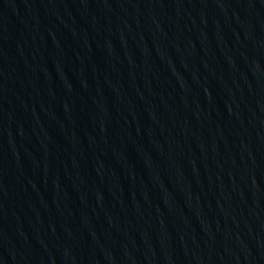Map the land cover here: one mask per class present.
Listing matches in <instances>:
<instances>
[{"label": "water", "instance_id": "obj_1", "mask_svg": "<svg viewBox=\"0 0 264 264\" xmlns=\"http://www.w3.org/2000/svg\"><path fill=\"white\" fill-rule=\"evenodd\" d=\"M0 264H264V0H0Z\"/></svg>", "mask_w": 264, "mask_h": 264}]
</instances>
